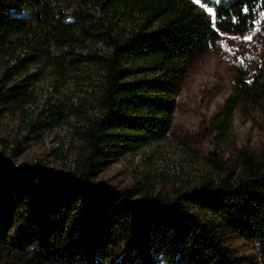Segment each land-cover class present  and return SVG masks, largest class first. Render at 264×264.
I'll list each match as a JSON object with an SVG mask.
<instances>
[{
	"label": "trees",
	"instance_id": "trees-1",
	"mask_svg": "<svg viewBox=\"0 0 264 264\" xmlns=\"http://www.w3.org/2000/svg\"><path fill=\"white\" fill-rule=\"evenodd\" d=\"M123 19L131 27H119ZM257 24L264 34V0H0V118L23 111L41 79L50 78L59 91L82 67L94 69L84 76L93 87L85 108L51 104L41 123H28L51 129L90 112L72 168L33 164L18 172L0 159V263L18 219L14 188L29 193L35 212L28 232L49 253L55 236L35 194L41 183L61 195L63 259L53 257L59 264H90L92 255H109L122 243L141 264H252L227 243L234 233L264 253V146L259 155L240 151L226 176L206 177L173 198L141 184H90L107 164L163 140L173 122V95L195 59L224 35H244ZM249 77L236 70L233 89L210 122L219 134L228 135L239 105L252 103L254 94L264 98V77Z\"/></svg>",
	"mask_w": 264,
	"mask_h": 264
},
{
	"label": "rangeland",
	"instance_id": "rangeland-1",
	"mask_svg": "<svg viewBox=\"0 0 264 264\" xmlns=\"http://www.w3.org/2000/svg\"><path fill=\"white\" fill-rule=\"evenodd\" d=\"M197 5L211 13L206 6L198 2ZM97 16L100 19L105 17L102 13H97ZM117 25L129 28L132 23L123 19ZM95 46L101 50L104 44ZM238 68L247 71L251 79L255 75L264 77V34L258 24L244 35H224L216 45L195 59L173 95V122L163 140L107 164L90 176V184L106 181L116 188H132L141 184L143 188H150L153 194L173 198L178 190L196 186L206 177L217 179L226 176L232 171L235 156L240 151L261 154L264 146V98L254 94L252 103L241 104L235 109L228 135H221L210 126L233 89ZM93 70L82 67L77 72L78 77H72L59 86V91L52 87L50 78L36 82L32 102L23 111L0 118V159L18 172L33 164H42L49 169L72 168L82 149L81 131L90 112L70 115L61 125L51 129L41 127L34 130L28 123L30 120L41 123L51 104L66 109L72 106L85 108L93 87L90 77L84 76L94 74ZM56 193L48 183L36 185L35 194L43 199L42 210L55 236L50 241L47 254L28 232L26 221L34 216V203L29 193L14 188L12 202L18 219L8 238V254L0 264H59L56 259H63L64 236L60 233L57 217L65 216L57 215L56 207L61 195ZM227 243L250 263L263 264L264 253L256 242L234 233L228 237ZM111 249V254L106 256L92 255L90 264H141L137 256L125 254L123 243ZM62 264L78 263L65 261ZM158 264L164 262L159 261Z\"/></svg>",
	"mask_w": 264,
	"mask_h": 264
},
{
	"label": "snow or ice",
	"instance_id": "snow-or-ice-1",
	"mask_svg": "<svg viewBox=\"0 0 264 264\" xmlns=\"http://www.w3.org/2000/svg\"><path fill=\"white\" fill-rule=\"evenodd\" d=\"M208 11L209 12H212V8L210 7L209 9H208ZM219 17H218V14H217V19H218ZM245 39H251V37H245Z\"/></svg>",
	"mask_w": 264,
	"mask_h": 264
}]
</instances>
